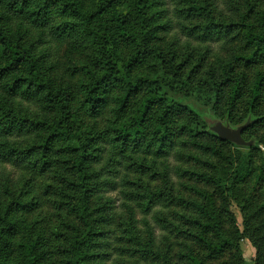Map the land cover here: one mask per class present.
Returning a JSON list of instances; mask_svg holds the SVG:
<instances>
[{
  "label": "trees",
  "instance_id": "trees-1",
  "mask_svg": "<svg viewBox=\"0 0 264 264\" xmlns=\"http://www.w3.org/2000/svg\"><path fill=\"white\" fill-rule=\"evenodd\" d=\"M37 183L52 240L16 216ZM246 237L264 264V0H0V264H245Z\"/></svg>",
  "mask_w": 264,
  "mask_h": 264
},
{
  "label": "rangeland",
  "instance_id": "rangeland-1",
  "mask_svg": "<svg viewBox=\"0 0 264 264\" xmlns=\"http://www.w3.org/2000/svg\"><path fill=\"white\" fill-rule=\"evenodd\" d=\"M168 43L163 41L162 42V47H166ZM139 73H149V67H148V63H146L145 65H143L139 70L134 72V75H138ZM205 98L204 96L200 95V97L196 96L195 94H193L192 96H188L186 98V105L192 109L193 111L202 114V115H211L209 112V107L205 102ZM212 126V125H211ZM211 126L208 127L210 128ZM262 149V148H261ZM8 169V167H7ZM148 177H150V175L148 174ZM147 176H145L144 178H141L140 181H137V176L134 175L133 173L128 174L127 177L125 178V181H127V186H132L133 188H137V184H143V185H148L149 187H151L152 189L156 188V187H161V183H159V181H156L157 179L154 180H150V178L148 179ZM44 184V183H43ZM43 184L41 183H37L36 187L37 190L35 193L30 194L29 196H27L26 200L27 201H33V202H38L39 206L38 207H34L32 210L30 211H25L22 214H19L20 212H18V214L16 216H20L22 219H25V221L28 223L29 226H36V227H45L48 232L46 234V236L52 240L53 238V233L52 230H54L57 226H58V221L55 218L56 213L53 210V208L51 207V201L52 197L49 196H45L43 195ZM172 185L171 183L168 185L170 186ZM168 186L166 187L163 184V192H165L168 196V200H175L174 206H177V202L176 200H178L179 198H183L185 200H187L189 198V192L186 189H182V187L175 185L172 188V191H168ZM106 196L111 197V198H118V200H122V194L119 193V189L117 192H112V193H108ZM119 202V201H118ZM118 202L116 203V212L119 214L118 218L116 219V223L115 225L112 226V228H114L116 230V235L120 236V234L122 235V229L123 227H118V224H123L124 223V218L125 214L123 215V210L118 208ZM175 211H177L176 207L173 209ZM229 211L231 212V214L233 215V217L236 220V224L238 226V228L240 229V231H243V220H242V215L240 213L239 207L236 204V202H233L230 207H229ZM122 212V213H121ZM123 215V216H122ZM122 216V217H121ZM127 216V214H126ZM121 218V219H120ZM118 223V224H117ZM117 224V225H116ZM240 247H241V252H242V256L244 259L245 264H256V258H257V250L253 244V242L251 241V239L249 238H244L242 239L241 243H240ZM113 256L111 257V259H109L108 261H106L107 264H110L111 262H114L116 260V258H118L116 255H114V253H112ZM124 259L126 260V258L124 257Z\"/></svg>",
  "mask_w": 264,
  "mask_h": 264
},
{
  "label": "water",
  "instance_id": "water-1",
  "mask_svg": "<svg viewBox=\"0 0 264 264\" xmlns=\"http://www.w3.org/2000/svg\"><path fill=\"white\" fill-rule=\"evenodd\" d=\"M248 126L246 122L243 126L237 128H230L227 125H223L221 122H216L210 127V130L216 134L221 140L231 142L236 146H251L252 142H245L242 138L243 130Z\"/></svg>",
  "mask_w": 264,
  "mask_h": 264
}]
</instances>
